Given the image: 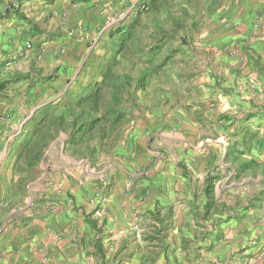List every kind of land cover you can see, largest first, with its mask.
Wrapping results in <instances>:
<instances>
[{
  "label": "rangeland",
  "instance_id": "1",
  "mask_svg": "<svg viewBox=\"0 0 264 264\" xmlns=\"http://www.w3.org/2000/svg\"><path fill=\"white\" fill-rule=\"evenodd\" d=\"M223 1L159 0L156 10L150 8V0H0V41L23 44L16 60L0 64V81L25 75L36 79L33 86L20 82L0 92V134L12 137L0 146L6 143L15 152L16 161L26 167L27 180L35 182L30 187L34 203L29 209L39 207L35 203L42 189L51 198L69 182L84 191L90 183L95 189L103 187V193L112 188V175L101 171L121 165L123 144L133 147L139 141L163 156L166 152L158 143L148 142L150 134L143 141L131 135L137 121L159 119L170 109L176 119L195 118L200 128L199 138L197 132H186L184 137L190 140L176 143L164 159L170 160L169 155L181 159V181L197 190L193 199L199 203L194 205L199 224L187 223L181 236H171L173 212L165 211L156 228L159 232L146 226L147 236L140 239L128 233L120 253L112 251L108 261L264 264V144L249 149L240 145L244 137L249 141V133L253 143H264V56H249V71L240 75L242 80L214 67L217 52L211 53L205 45L223 27L218 14ZM11 6L19 12H10ZM20 16L33 22L41 34H33L32 25ZM53 42L60 52L45 63ZM73 48L75 52L68 53ZM65 57L74 60L65 63ZM41 64L48 68L40 70ZM107 71L100 108L93 110L89 103L77 106L81 97L101 85ZM214 71L216 78L211 77ZM202 73L211 82H200ZM143 75L148 77L141 86L138 80ZM118 84L122 88L114 90ZM107 108L123 114V121L115 127L101 123L82 144L67 147L84 117L98 118ZM181 146L205 152L186 163L189 154L178 153ZM155 159L156 154L135 173L134 183L153 185ZM208 175L218 179L214 208L204 217ZM133 187L126 188L129 194Z\"/></svg>",
  "mask_w": 264,
  "mask_h": 264
},
{
  "label": "crops",
  "instance_id": "2",
  "mask_svg": "<svg viewBox=\"0 0 264 264\" xmlns=\"http://www.w3.org/2000/svg\"><path fill=\"white\" fill-rule=\"evenodd\" d=\"M218 14L219 20H222L220 25L223 22V27L205 46L209 47L211 53L217 52L213 56L216 69L228 74L233 72L234 78L242 80L243 76L240 75L249 71V56H264V0H224L220 3ZM19 41L15 45L14 41H0V64L7 62L8 65V62L21 55L23 44ZM75 50L69 49L68 53ZM46 51L45 63H48L52 56L59 54L60 49H57L56 42H53ZM73 60L74 57H65V63ZM56 66L61 69L59 74L63 73L62 67ZM39 68L44 70L48 67L41 64ZM217 75L220 73L217 72ZM211 77H217L215 71ZM211 77L205 78L202 73L201 78L205 80L200 79V76L199 80L202 83L211 82ZM176 118L177 115L168 109L165 116L160 115L159 119L144 122L139 120L131 137L143 141L146 139L145 135L150 134L148 142L152 140L153 143H158L159 148L166 153L171 151L176 143L190 140L185 139L186 132H197L199 138V127L198 123L194 122L195 118ZM148 127H154L155 130H149ZM7 136L6 133L0 134V142L5 139L12 140V137ZM137 142V145L136 141L133 143V147L123 144V161L120 166L110 168V172L109 167L101 171L112 175L113 181L112 188L104 192V201L103 187L95 189L94 184L90 183V187L87 186L84 191L75 185L73 188L69 182L64 185L63 191L58 190L51 198H48L46 190L42 189L43 192L38 194L39 200L35 203V207L39 206L36 210L28 208V205L33 206L32 202L34 203L30 187L35 182L27 180L26 167L20 166V160L16 161L15 152L8 149L6 143L0 146V212L9 211L0 215V264H119L116 261H108V255L112 251L120 253L123 239L128 233L132 232L133 237L140 239L147 236L146 226H152L151 230L156 232L158 223L154 217L157 212L160 214V220L165 211L173 212L169 219L171 236H181L187 223L199 224L194 207L199 203L195 204L193 199L194 196L197 199V190L181 181L178 167L183 165L180 163L181 159L169 155L167 159L170 160L165 162L166 153L162 156L150 150L147 145ZM178 150V153L183 155L188 152L189 155L184 161H187L186 163L205 152L202 149L188 151L187 146H181ZM154 154L156 159L152 167L157 175L153 185L141 186L134 183V177H138L135 173L144 167ZM179 177L180 180L176 183ZM131 186H134V190L129 194L130 191L127 190ZM137 211L140 215L136 214ZM133 241L135 243L137 240ZM103 247L106 251L100 253L98 248Z\"/></svg>",
  "mask_w": 264,
  "mask_h": 264
},
{
  "label": "trees",
  "instance_id": "3",
  "mask_svg": "<svg viewBox=\"0 0 264 264\" xmlns=\"http://www.w3.org/2000/svg\"><path fill=\"white\" fill-rule=\"evenodd\" d=\"M72 2H83V3H87L91 0H71ZM159 0H150L149 4H150V8L151 9H158L157 8V3ZM10 12L12 13H18L19 10L17 8H15L14 6L10 7ZM20 20H23L24 22H27L28 24L32 25V30H33V34H41V31L38 29L37 26H35V24L31 21H29L25 16H20L19 18ZM161 48V47H160ZM154 49H158V48H154ZM110 74L109 71H107L102 79L101 85H99L96 90H94L93 92H91L89 95L85 96V97H81L77 102L76 105L81 107L84 106L86 104H90V107L93 110H98L100 108V102L102 101V91L103 88L107 85V77ZM148 77V75H143L139 80L138 83L139 85L141 84L142 86V82L143 80H145ZM48 80V79H46ZM36 79L33 77H30V75H25V76H19L17 78H13L10 79L8 81L2 82L0 83V92H4L7 91L11 86L18 84L20 82H24L25 84H27L28 86H33V84L35 83ZM114 90H118L122 88V85H113ZM112 99L114 101H117V96L116 94H112ZM61 119V117H59ZM124 115L121 114L120 112L116 111V109L114 108H107L105 109V111L103 112V114L98 117V118H88V117H84V119L82 120V122L80 123V125L78 126L77 131L74 133V135H72L71 139L68 141L67 143V147L69 148H75L76 146L82 144L86 138L90 137L93 132L97 129V127L101 124H109L111 127H115L117 126L120 122L123 121ZM81 120V119H80ZM253 136L251 133H249V141L247 137H244L242 139V141L240 142V145L243 148L249 149L253 144H256L257 146H263V142L260 141H256L253 143ZM229 155V153H228ZM31 164V163H30ZM249 164H252L249 163ZM245 164L241 165V168H245ZM218 179V176H211L208 175L205 179V185H204V196L206 198H209V201L206 202L204 204V209L205 212L202 214V216L206 217L209 212L214 208V182ZM196 213H198L196 211ZM156 216L154 217L158 222H162L159 219V212H157L155 214ZM156 232H159L156 229Z\"/></svg>",
  "mask_w": 264,
  "mask_h": 264
},
{
  "label": "built area",
  "instance_id": "4",
  "mask_svg": "<svg viewBox=\"0 0 264 264\" xmlns=\"http://www.w3.org/2000/svg\"><path fill=\"white\" fill-rule=\"evenodd\" d=\"M0 233H1V228H0Z\"/></svg>",
  "mask_w": 264,
  "mask_h": 264
}]
</instances>
